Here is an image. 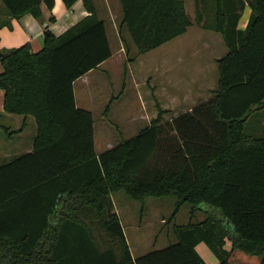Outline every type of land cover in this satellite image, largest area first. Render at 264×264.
I'll return each instance as SVG.
<instances>
[{
    "label": "trees",
    "instance_id": "16d2710c",
    "mask_svg": "<svg viewBox=\"0 0 264 264\" xmlns=\"http://www.w3.org/2000/svg\"><path fill=\"white\" fill-rule=\"evenodd\" d=\"M0 1L12 19H42V6L55 7V0ZM62 1L71 10L79 0ZM195 1L193 21L185 0H120L122 26L139 55L193 23L221 34L228 53L218 61L213 98L170 122L160 110L150 126L99 156L94 119L76 107L73 87L112 56L89 0L91 15L62 35L45 27L41 51L29 44L0 51L4 110L32 116L38 129L31 153L0 165V264H206L200 243L219 264H232L226 240L264 264V137L245 126L264 108V0ZM246 4L252 13L242 31ZM118 192L142 204L175 197V214L190 204L191 218L204 208L207 218L176 226L175 243L133 258L114 213Z\"/></svg>",
    "mask_w": 264,
    "mask_h": 264
},
{
    "label": "crops",
    "instance_id": "0c3cea01",
    "mask_svg": "<svg viewBox=\"0 0 264 264\" xmlns=\"http://www.w3.org/2000/svg\"><path fill=\"white\" fill-rule=\"evenodd\" d=\"M89 4L105 22L112 56L75 81L73 87L76 107L91 113L94 119L95 152L98 156L120 141L138 135L151 125L160 110L165 111L163 120L170 122L213 98L219 85L218 61L228 53L221 34L193 23L184 35L139 55L133 41L136 50L128 42L126 34L129 33L122 26L120 0H89ZM185 7L194 21L198 10L196 1L185 0ZM42 12V19H36L31 14L12 19L3 12L5 21L0 25V51L9 52L29 44L34 52H39L44 46L45 27L48 26L56 36H60L91 15L83 0H79L71 10L62 0H55L52 11L42 6ZM251 13V8L246 4L238 22L239 30L247 29ZM206 16L214 20L213 12H206ZM1 72L3 67L0 63ZM135 96L143 102L142 110L135 107ZM4 100L5 92L0 89V121L12 123L22 131L19 120H34L32 116L6 113ZM140 122H143L142 127H139ZM245 126L250 134L264 137V108L256 111ZM37 132L35 123L33 140L7 151L5 157L0 159V165L31 153ZM114 136H118L116 144L110 138ZM68 197V194L62 196V200ZM111 199L114 213L119 216L126 199L120 192L113 194ZM196 250L206 264H219V259L207 244L200 243ZM225 250L230 253L229 261L232 264H259L246 257L248 255L233 251L229 240H226ZM131 254L136 258L132 250Z\"/></svg>",
    "mask_w": 264,
    "mask_h": 264
},
{
    "label": "rangeland",
    "instance_id": "374dc122",
    "mask_svg": "<svg viewBox=\"0 0 264 264\" xmlns=\"http://www.w3.org/2000/svg\"><path fill=\"white\" fill-rule=\"evenodd\" d=\"M4 19L3 5L0 1V25L5 21ZM126 36L130 45L134 47L129 35L126 34ZM184 43L181 42V44ZM134 100L136 101L134 102L135 107L138 110H142L143 102L139 101L137 96L134 97ZM19 121L22 124V131L12 123L7 124L8 122L6 121H0V125L3 126L0 128V159L4 158L5 153L13 149V147L17 145L24 146L33 140L35 134L34 120L29 122ZM142 126L143 122H140L139 127ZM110 138L113 143H117L118 136ZM0 164H2L1 161ZM120 194L125 197L126 203L123 205L122 213L119 214V217L124 226L128 244L133 251V255L136 257L151 251L164 249L170 244L175 243L174 228L176 226L202 222L207 218L206 208L196 212L193 218H191L192 205L190 204L183 205L178 213L175 214V197L164 199L148 198L142 204L139 201L129 199L123 192H120ZM246 257L252 261L259 262V264L261 263V259L258 257Z\"/></svg>",
    "mask_w": 264,
    "mask_h": 264
}]
</instances>
